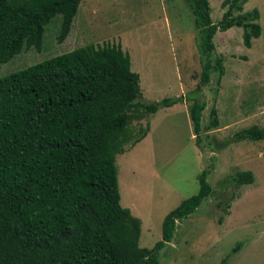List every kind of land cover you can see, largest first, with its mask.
I'll use <instances>...</instances> for the list:
<instances>
[{"label": "trees", "instance_id": "16d2710c", "mask_svg": "<svg viewBox=\"0 0 264 264\" xmlns=\"http://www.w3.org/2000/svg\"><path fill=\"white\" fill-rule=\"evenodd\" d=\"M209 1L185 0L201 69L197 92L210 72H216V84L223 75L212 43L216 32L240 28L245 48L260 35L258 12H242L247 0H223L225 11L215 24ZM79 2L0 0V65L22 50H40L44 27L55 15L56 40L64 41ZM139 98L138 75L120 45L79 47L0 77V264H161L158 253L172 239L175 223L213 191L203 169L196 194L164 216L160 240L150 249L137 247L139 221L119 205L114 159L126 143L131 110L153 114L184 99L143 104ZM185 100L191 102L187 114L198 146L202 133L217 128L216 111L210 107L201 124L205 103ZM230 140H264V128L252 125ZM253 181L250 171H241L220 185Z\"/></svg>", "mask_w": 264, "mask_h": 264}, {"label": "rangeland", "instance_id": "374dc122", "mask_svg": "<svg viewBox=\"0 0 264 264\" xmlns=\"http://www.w3.org/2000/svg\"><path fill=\"white\" fill-rule=\"evenodd\" d=\"M222 1H209L213 24L225 11ZM252 10L259 15V37L245 48L240 28L216 32L212 43L223 75L216 84L217 74L210 72L198 92L196 31L185 0H80L64 41L56 40L55 15L44 27L40 50H22L0 65L4 77L79 47L120 45L138 75L139 102L197 98L206 105L201 124L214 107L218 126L202 133L198 146L187 114L190 101L183 99L184 110L175 104L153 114L129 112L126 143L114 164L119 205L139 221L138 248L160 240L164 216L196 194L203 169L213 191L175 223L172 239L158 253L161 264H218L225 258L226 264H264V140H230L237 131L264 125V0H247L242 12ZM241 171H251L253 183L221 187ZM237 243L241 247L232 254Z\"/></svg>", "mask_w": 264, "mask_h": 264}, {"label": "crops", "instance_id": "0c3cea01", "mask_svg": "<svg viewBox=\"0 0 264 264\" xmlns=\"http://www.w3.org/2000/svg\"><path fill=\"white\" fill-rule=\"evenodd\" d=\"M258 20H259V17H258ZM184 103L185 102H180V103H177V104H180L181 105V107L183 108V110L184 109H186V106L184 105ZM174 106V105H173ZM173 106H171V107H169V108H164V109H170V108H172ZM262 111H264V108L262 109ZM260 126H263V128H264V125L262 124V125H260ZM259 126V127H260ZM261 128V127H260ZM251 172V171H250Z\"/></svg>", "mask_w": 264, "mask_h": 264}]
</instances>
